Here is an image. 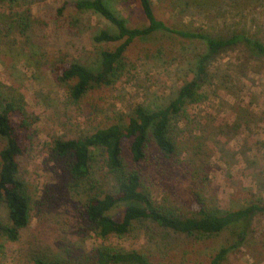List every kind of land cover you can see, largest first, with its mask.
Returning a JSON list of instances; mask_svg holds the SVG:
<instances>
[{
  "label": "rangeland",
  "instance_id": "rangeland-1",
  "mask_svg": "<svg viewBox=\"0 0 264 264\" xmlns=\"http://www.w3.org/2000/svg\"><path fill=\"white\" fill-rule=\"evenodd\" d=\"M75 1L21 0L11 6L0 0V92L25 100L26 109L38 117L39 132L34 150L23 164L33 201L31 223L19 242L9 244L0 264H34L31 253L47 247L79 258L92 252L100 240L88 228L82 200L68 187L66 160L56 158L49 145L54 137L90 134L100 125L128 116L139 103L163 106L192 78L188 62L204 50L203 41L169 32L137 40L127 51L126 66L115 82L94 89L79 103L69 102L66 86L56 81L51 65L77 59L98 67L102 50L118 44L97 42L94 36L98 32L114 28L100 15L78 11ZM153 1L157 15L169 23L202 27L214 34L244 29L264 38V0ZM112 2L130 25L145 21L138 0ZM63 6L66 8L60 12ZM215 65L221 74L232 77V86L221 87L218 94H208L207 100L189 107L190 115L181 127L189 126L198 139L180 141V145L184 146L183 158L198 153L196 162L203 164L208 180L202 194L222 208L237 207L251 193L264 197V59L237 50L223 54ZM248 111L253 113L250 127L243 126L238 134L229 131L223 141L213 139L214 127L232 123L237 112ZM199 135L203 137L199 139ZM4 144L0 137V150ZM150 151H154L153 144ZM143 171L145 178H160V185L152 187L155 200L188 210L192 180L187 172L183 174L175 165L164 174L152 165ZM123 211L121 206L118 212ZM255 226L263 231L254 234L251 243L257 245L232 252L227 264H264V218L256 219ZM226 234L195 239L147 222L107 243L140 248L151 256L164 252L168 264H205L226 242Z\"/></svg>",
  "mask_w": 264,
  "mask_h": 264
},
{
  "label": "trees",
  "instance_id": "trees-1",
  "mask_svg": "<svg viewBox=\"0 0 264 264\" xmlns=\"http://www.w3.org/2000/svg\"><path fill=\"white\" fill-rule=\"evenodd\" d=\"M19 1L7 0L11 6ZM138 1L145 21L134 26L114 8L112 0L75 1L78 11L100 15L114 28L102 29L94 39L118 44L102 50L98 67L77 59L51 65L56 81L66 86L69 102L79 103L94 89L115 82L126 66L127 51L137 40L169 32L203 41L204 50L193 62H188L192 78L163 106L152 108L139 103L128 116L100 125L90 134L53 138L49 150L56 158L66 160L68 187L82 200L88 228L100 243L81 258L67 251L54 252L51 247L38 249L31 253L34 264H168L164 252L151 256L140 248L107 243L112 237L127 236L147 222L195 239H211L227 233L226 242L205 263L227 264L232 252L249 244L256 246V241L251 243L254 234L263 232H258L255 223L256 219L264 218V197H254L251 193L241 205L227 208L220 207L216 200L210 202L202 194L208 177L203 164L196 162L198 153L183 158L184 146L181 147L180 141L198 139L189 126L181 127L182 120L190 115L189 107L207 100L208 94H218L221 87L232 86V77L221 74L215 62L223 54L237 50L264 59V38L244 29L214 34L202 27L172 24L157 15L153 0ZM196 2L201 1L190 0ZM65 8L61 7L60 12ZM9 97L0 92V137L5 139L0 150V257L7 254L9 244L20 241L31 223L33 201L23 164L33 152L39 133L38 117L26 109L25 100ZM237 113L232 123L211 130L215 141H223L222 136L229 131L238 134L243 126L250 127L253 113ZM202 137L199 135V139ZM262 157L264 160V149ZM148 165L161 169L163 174L175 165L183 174H189L192 182L188 210L174 208L166 201L161 204L153 198L152 187L160 185V178L144 177L143 170ZM121 206L122 213L118 212Z\"/></svg>",
  "mask_w": 264,
  "mask_h": 264
}]
</instances>
